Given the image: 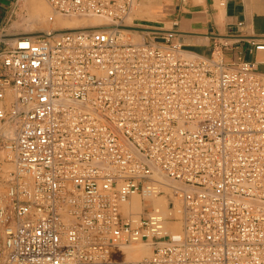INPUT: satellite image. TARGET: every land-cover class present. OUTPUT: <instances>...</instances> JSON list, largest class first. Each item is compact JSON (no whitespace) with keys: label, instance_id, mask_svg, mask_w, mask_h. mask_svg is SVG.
Masks as SVG:
<instances>
[{"label":"built area","instance_id":"built-area-1","mask_svg":"<svg viewBox=\"0 0 264 264\" xmlns=\"http://www.w3.org/2000/svg\"><path fill=\"white\" fill-rule=\"evenodd\" d=\"M46 1L112 26L0 51V100L14 95L0 105V177L10 146L17 164L0 264H264V73L186 55L172 30L127 27L152 36L130 42L140 0ZM136 195L167 197L169 212H129ZM138 242L151 256L120 261Z\"/></svg>","mask_w":264,"mask_h":264},{"label":"crops","instance_id":"crops-1","mask_svg":"<svg viewBox=\"0 0 264 264\" xmlns=\"http://www.w3.org/2000/svg\"><path fill=\"white\" fill-rule=\"evenodd\" d=\"M23 1L0 0V51L12 46L18 38L37 32L25 26L27 23L35 26L38 17L23 21L22 15L26 13ZM143 3L151 17L145 23L151 28L174 31L171 42L179 44L184 53L221 55L226 63L253 62L264 73V50L255 48L256 44L264 43V0H144ZM150 37L145 35L144 40ZM6 96L11 100L13 93L10 91ZM6 102L0 100V104Z\"/></svg>","mask_w":264,"mask_h":264},{"label":"bare ground","instance_id":"bare-ground-1","mask_svg":"<svg viewBox=\"0 0 264 264\" xmlns=\"http://www.w3.org/2000/svg\"><path fill=\"white\" fill-rule=\"evenodd\" d=\"M139 3H140V1L138 2V4ZM48 4L49 3L46 0H45V2H44V0H24L23 4H22V8H23V10H25L27 12V14L29 16L27 22L31 21L32 18L34 17V15H36L39 19L41 18L42 21L43 20L44 21L49 20L51 18V16H50L51 15L50 14V7L53 9V11L55 12L56 15L60 14V13L56 12L55 9L50 4H49L50 6ZM138 4L134 7V9L132 11V13L135 11L134 12L135 16H133V14H131L126 19L125 26L122 27V29H124L123 33H132L133 32L132 30H127V27H136V26L151 27V25L146 24L145 23L146 20H144L145 15L148 16V17L150 16L149 11H147V9H146L147 7L141 6V7H144V9H146L145 11H142V10L139 9ZM61 15H63V14H61ZM66 16L67 17L71 16L73 18L68 19V18H66ZM77 16H79V17H77ZM37 17H35V18H37ZM60 17H62V16H60ZM64 17H65L66 20L62 19V21H64V23L67 24L66 25L67 30L47 31V32H39V33H37L38 32L37 31L36 34L30 35V33H29V35L26 36V37H36L38 35H44L46 33H47V35L57 36V35H60L62 33H65L67 31H71V30H80V31H83L85 33L106 31V30H108L109 26H112L108 22V20H106L104 18H101V17H98L96 15L76 14V15H65ZM152 18H154V16ZM24 22H26V21H24ZM23 37H25V36H23ZM129 41L132 42V43H137L136 41L134 42V40L132 41L131 39ZM140 43H142V42H140ZM187 53L188 52H186L184 54L189 55ZM8 91H7V93L9 94L10 91L9 92ZM7 98H8V96H7ZM6 101H7L6 104H8V101H10V100L8 99ZM9 136L12 137V139H13L14 134L12 135V130H11V133H10ZM13 157L16 158V152L10 146V150L8 151V159L9 158L12 159ZM13 160H14V169L13 170H16L17 169V164L15 162V159H13ZM4 169H6V168H4ZM10 170H11V168H10ZM165 190L168 193L171 192L170 191L171 188L169 186H167L165 188ZM3 201H4V192L3 193L0 192V204H2ZM146 203H148V205H146ZM176 204H177V209L172 210L171 212L174 215H176V216H181L182 217V214L180 213V209H178L179 208V204L178 203H176ZM168 205H169V199L167 197H150L149 201L145 202V201L142 200L141 196L136 195V196H133L131 198V201L129 203L128 211L129 212L130 211H134L135 213H141L146 208H148L149 206H153V207L160 208L165 213H168L169 212V209H168L169 206ZM182 227H183V225H182L181 221L170 222L169 225H168V228L171 229V230H181ZM138 243H139L138 245H140V246H137V243H132V244H135L136 246L132 245V244L124 245L122 247L123 256H120L119 260L120 261H137V260L144 259L146 257H150L152 252H153V248H154L153 244L151 242H138ZM142 243L143 244H147V245L148 244L151 245L152 249L150 247H148V246L144 247L145 245H141Z\"/></svg>","mask_w":264,"mask_h":264},{"label":"rangeland","instance_id":"rangeland-1","mask_svg":"<svg viewBox=\"0 0 264 264\" xmlns=\"http://www.w3.org/2000/svg\"><path fill=\"white\" fill-rule=\"evenodd\" d=\"M44 2H45V0H44ZM144 0H140V3L138 4V7H139V9L140 10H142V11H145L146 9H144ZM49 5V4H48ZM50 6V5H49ZM141 6H144V7H141ZM148 11V10H147ZM26 12V11H25ZM135 12V11H134ZM134 12L132 13L133 14V16H135L134 15ZM50 16H51V18L49 19V20H47V21H42V19L40 18H38L37 19V21H36V23H35V26H30L28 23H27V25L25 24V26H26V28L28 29V30H35V31H39V32H47V31H62V30H67V28H66V25L67 24H65L64 23V21H62V19L63 20H66L65 19V15H61V14H55V12L53 11V9L50 7ZM60 16H62V17H60ZM35 17H37L36 15H34V17L33 18H35ZM56 17V18H55ZM59 17V18H58ZM77 17H79V16H77ZM22 18H23V21H26L27 22V20H28V18H29V16H28V14H27V12L26 13H23V15H22ZM32 18V19H33ZM66 18H68V19H71V18H73V17H71V16H66ZM151 17L149 16H146L145 15V18H144V20H147V19H150ZM61 21V22H60ZM62 23V24H61ZM64 24V25H63ZM63 29H62V28ZM137 27V26H136ZM57 28V29H56ZM59 28V29H58ZM127 35L126 36V38L128 39V40H134V42L136 41L137 43H140V42H143L144 41V36H145V33H142V32H137V31H133L132 33H124V35ZM135 38V39H134ZM140 39V40H139ZM12 135H13V132H12ZM2 159H3V163L1 164V168H2V170H1V177H0V192H5V189H6V187H7V184H8V179L10 178V173L13 171V169H14V160L13 159H15L14 157L12 158V159H8V153L7 154H2ZM9 165V166H8ZM4 168H6V169H4ZM9 168V169H8ZM10 168H11V170H10ZM4 174V175H3ZM146 205H148V203H146ZM139 243H137V246H140V245H138ZM132 245H135V244H132ZM141 245H145L144 247H146V246H148V247H150L151 249H152V246L151 245H147V244H141ZM131 246V245H130ZM136 246V245H135ZM142 247V246H141Z\"/></svg>","mask_w":264,"mask_h":264}]
</instances>
